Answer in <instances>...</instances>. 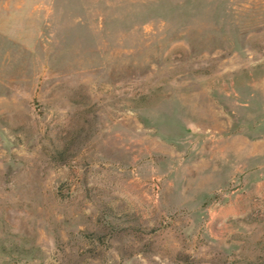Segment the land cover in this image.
<instances>
[{"label": "rangeland", "instance_id": "obj_1", "mask_svg": "<svg viewBox=\"0 0 264 264\" xmlns=\"http://www.w3.org/2000/svg\"><path fill=\"white\" fill-rule=\"evenodd\" d=\"M0 264H264V0H0Z\"/></svg>", "mask_w": 264, "mask_h": 264}]
</instances>
